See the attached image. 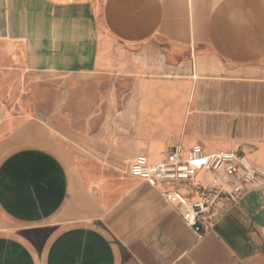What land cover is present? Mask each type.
I'll list each match as a JSON object with an SVG mask.
<instances>
[{
	"label": "crops",
	"instance_id": "crops-1",
	"mask_svg": "<svg viewBox=\"0 0 264 264\" xmlns=\"http://www.w3.org/2000/svg\"><path fill=\"white\" fill-rule=\"evenodd\" d=\"M0 20L12 74L118 86L93 96L114 122L63 125L69 162L23 143L1 155L0 264H264V187L234 203L203 172L175 184L212 202L199 236L129 174L169 145L264 170V0H0Z\"/></svg>",
	"mask_w": 264,
	"mask_h": 264
},
{
	"label": "rangeland",
	"instance_id": "rangeland-1",
	"mask_svg": "<svg viewBox=\"0 0 264 264\" xmlns=\"http://www.w3.org/2000/svg\"><path fill=\"white\" fill-rule=\"evenodd\" d=\"M5 24L6 20H0V32ZM12 73L0 67V158L8 148L23 143L56 151L69 162L71 140L63 125L114 122L116 116H109L106 101L93 96L110 87L118 91L117 84H75L72 75L30 73L24 77ZM72 89L80 93L74 105L67 95ZM127 166L122 167L124 171Z\"/></svg>",
	"mask_w": 264,
	"mask_h": 264
},
{
	"label": "built area",
	"instance_id": "built-area-1",
	"mask_svg": "<svg viewBox=\"0 0 264 264\" xmlns=\"http://www.w3.org/2000/svg\"><path fill=\"white\" fill-rule=\"evenodd\" d=\"M181 150L180 146L170 147L168 158L160 163H150L146 155L137 154L129 174L157 188L165 202L179 211L183 223L199 236L204 232L202 218L210 213L212 202L189 201L173 189L175 184L191 181L203 172L209 177L208 194L227 196L234 203L249 191L264 187V170L237 152L206 154L200 146H194L182 156Z\"/></svg>",
	"mask_w": 264,
	"mask_h": 264
}]
</instances>
